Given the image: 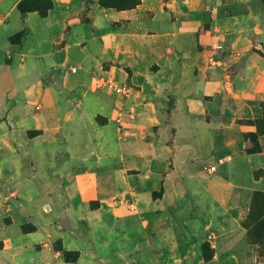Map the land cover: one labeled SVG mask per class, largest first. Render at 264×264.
<instances>
[{
    "label": "crops",
    "instance_id": "1",
    "mask_svg": "<svg viewBox=\"0 0 264 264\" xmlns=\"http://www.w3.org/2000/svg\"><path fill=\"white\" fill-rule=\"evenodd\" d=\"M21 1H12L11 10L0 0V59L10 61L0 69L1 104L11 93L12 102L7 103H17L16 107L40 103L41 116L35 122L48 129L59 114L58 96L61 103H77L65 120L83 114L90 126H98L96 117L101 113L95 105H107L109 98L89 89V79L83 81L86 87L81 96L75 97L66 91L61 77L73 73L70 66L83 76L103 72L104 62L118 58L132 69L131 82L136 86L157 93L185 91L177 98L170 119L183 136L177 140V150L168 149L169 154L173 152L171 162L165 151L164 158H145L149 164L143 172L130 174V167L122 169L123 180L135 191L136 211L106 201L90 213L94 222L88 233L82 229L75 235L66 229L17 231L5 240L0 238V264H140L145 255L136 256L141 252L138 243L148 249V260L154 264H224L227 257L234 264H256V251L242 226L248 213L242 208L232 216L230 210L236 193L264 192V151L246 153V130L238 124L262 116L256 102L264 99V57L254 49L264 46V10L253 9L254 0H142L135 9L120 12L101 7L99 0H54V9L42 17L39 12L22 15ZM243 3L248 8L244 12L225 11ZM22 30L26 37L11 43L10 37ZM217 52L221 53L215 56ZM227 60L235 63L236 70H228ZM150 63L159 66L156 72L150 71ZM64 92L70 95L66 99ZM190 93L199 97L190 99ZM218 96H224L225 104ZM204 97L211 100L205 103ZM142 108L143 112L160 111L156 103H143ZM113 111L111 104L114 116ZM155 119L159 121L158 115ZM98 136L105 140L101 130ZM119 145L111 149L105 144L107 181L114 163L133 152ZM183 147L188 148L186 156ZM259 170L263 175L256 179ZM161 179L162 196L154 197ZM193 216L204 219L203 228L210 237L206 242L215 251L209 262L203 258L204 240L191 223ZM129 217L141 222L135 244H130L129 230L118 227ZM224 219L232 221L230 228L223 227ZM47 238L60 240L66 251H79V260L66 262L61 251L47 247ZM79 239L84 246L76 247ZM34 250L35 256L30 257Z\"/></svg>",
    "mask_w": 264,
    "mask_h": 264
},
{
    "label": "rangeland",
    "instance_id": "2",
    "mask_svg": "<svg viewBox=\"0 0 264 264\" xmlns=\"http://www.w3.org/2000/svg\"><path fill=\"white\" fill-rule=\"evenodd\" d=\"M2 1L12 10L14 0ZM80 1L82 0L77 2L80 3ZM250 5L253 9L257 6L264 10V0H254ZM246 7L244 3L237 4L226 8L225 11L231 14L244 12L248 9ZM81 11L77 12L81 13ZM52 34H56V31ZM25 37L26 31L22 30L10 37V42L20 43ZM258 48L264 50V46H258ZM220 50L222 47L217 49V51ZM220 53L217 52L215 56ZM227 61L228 70L231 72L236 70L235 63ZM9 62L8 58H1L0 69L6 68ZM70 67L69 71L73 72V69H76ZM103 67L105 69L102 70L103 72H97L91 76H83L80 71H76L78 73L73 72L66 74L64 78L61 77V81L66 84V91H70L75 97L81 96L86 87L83 81L89 79L92 82L89 89L100 91L109 98L111 102L107 101L114 107V116L110 113V103H106L107 105L96 103L95 107L101 113L96 117L98 126H90L83 114H74L73 117L65 120L66 113L74 111L77 103H61L63 100H59L58 96L59 114L52 118L55 124L50 125L48 129L40 127L35 122L41 116L40 103H34L31 107H16L14 104L17 103H7L12 102V93L7 96V102L3 104L0 102V231L10 227L0 232L1 239L5 240L17 231L26 234L48 230L59 232L66 229L68 233L70 231L75 235L79 233L78 230L82 229L88 233L90 225L94 222L90 213L101 208L106 201L116 207L124 206L128 211H136L137 197L134 189L127 186L123 180L122 169L130 167L133 169L129 172L130 174H138L139 171L146 170L148 162L144 161L145 158L160 159L164 158L162 153L168 152V149L177 150V140L183 135L178 126L171 123V110L177 98L185 91L157 93L147 86H136L131 82L132 69L118 58L104 62ZM157 68L159 66L156 63L149 64L151 72H156ZM106 84H111L113 88L110 89ZM115 88H124L125 92L119 93L114 90ZM190 95V99L199 97L196 93H190ZM64 96L66 99L70 95L65 93ZM218 99L220 103L225 104L224 96H218ZM210 100L209 97L203 98L205 103ZM143 103H156L161 112L158 110L155 112L153 108L147 110L148 112H143ZM262 103L264 99L256 102L261 113ZM156 115L159 121L155 119ZM212 117L216 121L217 118L214 115ZM223 118L225 122L229 120L228 116ZM207 120L211 122V116H208ZM251 121L240 120L238 121L239 127L245 129V133L255 131V127L250 125ZM194 125L200 128V123L196 122ZM66 130L72 132L68 134L69 138ZM98 130L104 134L105 140L99 138ZM261 138L264 143V136L258 138L264 151ZM105 144L111 149H116V145L121 144L119 147L125 146L133 150L131 154L119 158L118 161L113 159L116 163L108 177L109 181H107L108 175L105 170L106 162L109 161L104 153ZM70 149L72 152L69 153ZM182 149H187L183 150L186 156L188 148L183 147ZM167 155L171 162L173 152L170 154L168 152ZM161 184L162 179L157 189L158 192L153 194L155 197L161 194ZM190 189L194 191V185H191ZM255 192L257 191L236 193L232 201L234 208L230 210L231 215H238L242 208H245L249 214L251 207L249 201L251 202ZM191 195L194 196V193ZM190 220L201 239L204 242L208 241L210 237L203 228L204 219L193 216ZM231 226V220H223L224 228ZM118 227L129 230V238L133 240L130 244H135L138 235L142 232L141 222L135 217L127 218ZM47 239L45 243L53 251L63 249L60 240ZM248 239L251 244L250 237ZM165 243L168 245L167 240ZM2 244L3 242L0 241V247ZM102 244L105 245L104 242ZM134 244L132 245L135 246ZM137 245L141 252L136 256L145 255L140 264H154L153 261L148 260L151 253L143 243ZM78 246H84V240L79 239L76 247ZM254 249L256 264H264V250L260 253V248L254 246ZM28 254L30 257L35 256V250ZM224 264H234V262L227 257L224 259Z\"/></svg>",
    "mask_w": 264,
    "mask_h": 264
},
{
    "label": "trees",
    "instance_id": "3",
    "mask_svg": "<svg viewBox=\"0 0 264 264\" xmlns=\"http://www.w3.org/2000/svg\"><path fill=\"white\" fill-rule=\"evenodd\" d=\"M142 0H99V5L105 9L115 11H128L135 9ZM53 0H22L18 5V10L22 15L32 12H39L42 17H47L49 12L54 9ZM13 43V41H12ZM254 52L264 57L263 49H254ZM262 116L252 120L250 125L255 127V131H249L244 134L245 151L247 154L262 153L263 149L258 140L260 136H264V103L261 104ZM263 175V171L255 172V178L259 179ZM162 192L159 197L162 196ZM155 197V196H154ZM250 212L242 222V226L247 230L251 244L264 250V193L257 191L251 199ZM255 238V239H254ZM202 255L206 262L214 258L215 251L209 242L202 243ZM64 259L68 263H76L80 258L79 251L60 250ZM261 255V254H260Z\"/></svg>",
    "mask_w": 264,
    "mask_h": 264
},
{
    "label": "built area",
    "instance_id": "4",
    "mask_svg": "<svg viewBox=\"0 0 264 264\" xmlns=\"http://www.w3.org/2000/svg\"><path fill=\"white\" fill-rule=\"evenodd\" d=\"M73 72H76V69H73ZM110 89L113 88V86L110 84H106ZM114 90H116L119 93H124L125 89L124 88H115ZM212 170H214V168H212Z\"/></svg>",
    "mask_w": 264,
    "mask_h": 264
}]
</instances>
